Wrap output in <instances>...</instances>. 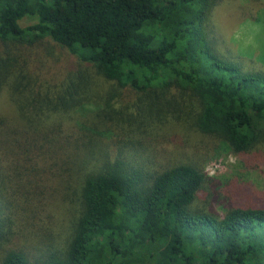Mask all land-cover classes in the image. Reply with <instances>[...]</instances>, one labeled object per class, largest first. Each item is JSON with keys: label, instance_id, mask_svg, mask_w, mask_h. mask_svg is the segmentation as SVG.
Here are the masks:
<instances>
[{"label": "trees", "instance_id": "trees-1", "mask_svg": "<svg viewBox=\"0 0 264 264\" xmlns=\"http://www.w3.org/2000/svg\"><path fill=\"white\" fill-rule=\"evenodd\" d=\"M218 1L0 0V91L31 130L10 143L0 117V144L10 148L0 157V222H12L5 178L16 171L27 176L14 181L24 189L20 210L33 214L23 223L30 247L4 250L0 264H264V204L209 184L213 150L162 160L153 145L155 126L176 123L216 140L245 168L258 163L251 152H264V70L214 47L206 20ZM248 7L237 13L253 14ZM28 17L35 21L22 25ZM45 37L134 89L151 128L99 112L80 119L82 129L29 115L24 96L34 102L39 91L20 48ZM100 120L116 147L89 130Z\"/></svg>", "mask_w": 264, "mask_h": 264}, {"label": "rangeland", "instance_id": "rangeland-1", "mask_svg": "<svg viewBox=\"0 0 264 264\" xmlns=\"http://www.w3.org/2000/svg\"><path fill=\"white\" fill-rule=\"evenodd\" d=\"M242 4L248 5V9L251 8L253 14L245 11L239 15L236 7L239 8ZM34 21L33 17H28L22 19L20 23L27 25ZM206 25L214 47L220 54L238 61L248 69L264 70V0H219L210 11ZM20 49L27 70L31 73V83L39 91V97H36L34 102L31 98L26 99V94L24 96L26 102L24 110L29 115L40 117L46 123L52 120L62 122L60 126L65 129V124L70 125L71 122L72 125L82 129L89 126L83 124L80 119L93 118L96 112H99L105 120L116 116L126 118L133 128H138L142 132L144 128L146 130L151 128L146 126L150 123L147 120L149 117L142 112L143 103L134 89L117 87L115 82L96 75L89 63L81 61L51 38L45 37L35 45H25ZM85 73L91 74L88 85L84 79L79 83V79L83 78ZM65 89L67 90L64 91ZM106 105L109 106L105 107ZM102 108H105V111H102ZM0 117L6 122L2 130L9 132L10 143L26 138V131L31 132L23 123L19 111L4 89L0 91ZM105 120H100L97 128L90 127L89 130L96 135V139L108 143L112 138L111 144H114L118 137ZM85 122L87 123L88 120ZM153 133H156L153 145H156L157 153L162 160L164 157L180 159L186 154L194 155L213 150L209 152L210 155L204 163V170L212 177L209 184L218 187V190L224 187L226 192L231 191V187L235 186L238 191H231V195L234 193L242 197L243 201L253 204H264V152H251V155L259 158L258 163L255 167L245 168L239 155L232 154L224 146L215 149L216 140L198 134L185 126L171 123L161 130L155 126ZM3 146L0 144L1 159L9 154L5 153L7 147ZM114 146L116 147L115 144ZM38 147L39 144L36 148ZM15 173L19 174L17 171ZM16 174L5 178L9 185L6 189L7 198L13 197L16 208L15 212L8 210L12 222L7 219H2L3 221L0 222V256L4 250L12 247L22 246L28 250L31 243L30 228L23 227V223H25L24 219L33 220V214L20 210L24 189L21 185L19 187L14 185V181L23 184L27 176L25 172L19 174L20 176ZM54 212L57 214L55 210ZM25 229L27 230L23 232Z\"/></svg>", "mask_w": 264, "mask_h": 264}]
</instances>
